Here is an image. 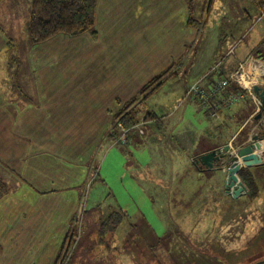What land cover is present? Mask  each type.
I'll return each instance as SVG.
<instances>
[{
  "label": "crops",
  "instance_id": "0c3cea01",
  "mask_svg": "<svg viewBox=\"0 0 264 264\" xmlns=\"http://www.w3.org/2000/svg\"><path fill=\"white\" fill-rule=\"evenodd\" d=\"M30 13V0L0 2V264L54 263L90 186L85 187L89 175L94 169L99 175L96 161L104 142L114 144L109 135L114 115L173 65L163 82L169 80L196 33L188 24L187 0H98L95 37L57 34L36 44L26 30ZM263 39L261 27L249 45H233L239 61ZM8 51L17 59L12 65L4 56ZM237 66L228 54L216 68L191 71L189 81H175L174 87L179 84L185 96L189 83L228 76ZM16 72L19 85L12 87ZM243 106L237 102L223 111L207 132L226 127V115ZM242 125L227 132L228 141ZM172 128L170 123L169 135L180 140V129Z\"/></svg>",
  "mask_w": 264,
  "mask_h": 264
},
{
  "label": "rangeland",
  "instance_id": "374dc122",
  "mask_svg": "<svg viewBox=\"0 0 264 264\" xmlns=\"http://www.w3.org/2000/svg\"><path fill=\"white\" fill-rule=\"evenodd\" d=\"M187 1L196 33L183 63L148 96L129 107L124 104L134 121H143L144 134L133 127L132 145L104 142L96 161L99 175L95 169L89 175L90 186L81 197L67 243L53 264H173V257L177 264H264V138L256 141L262 163L252 167L258 175L253 199L225 192L226 168L198 172L189 161L225 142L227 132L239 128L254 104L248 97L240 100L242 112H229L226 127L213 126L209 134L214 118L178 91L179 84L174 87L175 81H189L191 71L216 68L230 48L238 64L233 45L239 43L237 49L249 45L250 37L264 28V11L253 0L250 7L249 0ZM252 52L264 67V58L255 55L264 54V41ZM9 55V51L4 55L7 60L12 59ZM12 76L10 84L18 86L19 73ZM249 117L237 140L228 143L244 144L264 129V116ZM170 123L172 129H180L184 143L169 135ZM183 163L186 166L179 167ZM208 185L210 193L203 194ZM109 206H119L125 213L113 233L101 232ZM172 247L178 250L172 252Z\"/></svg>",
  "mask_w": 264,
  "mask_h": 264
},
{
  "label": "trees",
  "instance_id": "16d2710c",
  "mask_svg": "<svg viewBox=\"0 0 264 264\" xmlns=\"http://www.w3.org/2000/svg\"><path fill=\"white\" fill-rule=\"evenodd\" d=\"M2 0H0L1 2ZM98 0H30L31 2V13L26 23V30L29 37V41L32 44L43 42L57 34H66V35H77L83 32H89L93 37H95V29H94V21H95V9L97 5ZM255 3L254 5L258 7L260 10L264 11V1L263 0H253ZM195 23V20L191 16V11L189 9V17H188V24L193 26ZM264 41V39L262 40ZM256 56L260 58H264V54L261 52L255 53ZM173 65H170L165 70L160 72L157 76L149 80L143 87L139 90V92L132 97L130 100H128L125 104L128 105V107L131 104H134L137 100H139V97H145L148 96L151 93V90H153V86H159L169 75L173 73L172 71ZM172 71V72H171ZM233 91L238 90L236 86H233ZM150 91V92H148ZM243 104V103H242ZM244 105V104H243ZM243 108V107H242ZM129 109L122 105L121 109L114 115L109 135L111 136L113 140L114 132L112 130V125L117 119L122 120L126 125H132L139 121H134L135 118L130 115L129 112H127ZM253 111V110H252ZM250 111V113H252ZM206 112V111H205ZM208 113V112H206ZM247 115V117H248ZM245 117V119L247 118ZM146 119V117H145ZM143 119V120H145ZM243 122L241 124H243ZM240 124V126H241ZM112 130V131H111ZM242 129H240L235 137L237 140V137L241 134ZM139 135H142L138 132ZM132 138V136H131ZM229 138H226V141L223 143H220L219 146H222L224 143L226 144ZM238 144V143H236ZM189 159V158H188ZM193 158L192 160H189L197 170L196 166L194 165ZM255 168V166H253ZM239 179L242 181V183L245 185L246 192L242 195H245L246 197L253 199L256 195V178L258 175L253 172L252 167H242L238 171ZM222 189V188H221ZM211 191L210 185L205 187L202 191L204 194H209ZM202 195H200L197 199H199ZM205 197L203 200L205 201ZM203 205V204H202ZM206 206V203L205 205ZM111 208V209H110ZM109 209L111 210L109 214L103 219V231H108L109 233H113L118 225V223L123 219V216L125 213L123 210L120 209V207H112L109 206ZM70 229L67 232L64 241L62 242V246L59 250V254L56 257V259L60 256V252L62 251V248L66 245L67 239L70 234ZM113 231V232H111ZM172 252H176L178 249L171 248ZM69 258L68 253H66V260ZM95 259H92L91 261H94ZM55 262V261H54ZM173 264H177V262H174V257L172 258ZM62 263L65 264V261H62ZM80 264H83L80 262Z\"/></svg>",
  "mask_w": 264,
  "mask_h": 264
},
{
  "label": "built area",
  "instance_id": "2783aa9c",
  "mask_svg": "<svg viewBox=\"0 0 264 264\" xmlns=\"http://www.w3.org/2000/svg\"><path fill=\"white\" fill-rule=\"evenodd\" d=\"M229 54H234L233 49L228 50ZM203 79L195 80L187 85L185 95L198 101L200 107L209 113L214 119H219L222 111H226L244 97H249L255 108L250 114V118L260 111L261 102L255 94V85H264V67L261 62L252 56L246 57L238 62L237 69L228 76H218L208 83H203ZM229 85H234L238 90L228 89ZM264 116L262 114L260 117ZM143 121L132 125H126L122 120L117 119L112 125L114 129L113 143L120 146H127L131 139V129L137 128L140 134ZM234 139V138H233ZM230 144V151L233 152L238 146ZM89 183L85 184L88 187ZM61 264V262H60Z\"/></svg>",
  "mask_w": 264,
  "mask_h": 264
},
{
  "label": "water",
  "instance_id": "95a60500",
  "mask_svg": "<svg viewBox=\"0 0 264 264\" xmlns=\"http://www.w3.org/2000/svg\"><path fill=\"white\" fill-rule=\"evenodd\" d=\"M253 90L261 102L260 111L254 116L255 119H258L264 114V85H255ZM262 138H264V129L250 136L244 144L238 145L233 152L230 151V144L226 143L197 155L194 162L201 170L226 168L224 189L226 193L236 198L246 192L245 185L239 179L238 171L242 167L262 163L261 157L255 152L256 141Z\"/></svg>",
  "mask_w": 264,
  "mask_h": 264
}]
</instances>
